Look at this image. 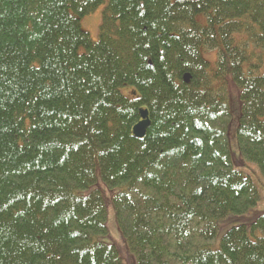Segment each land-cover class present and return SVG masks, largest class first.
<instances>
[{"label":"trees","instance_id":"1","mask_svg":"<svg viewBox=\"0 0 264 264\" xmlns=\"http://www.w3.org/2000/svg\"><path fill=\"white\" fill-rule=\"evenodd\" d=\"M231 91L264 176V0H0V264H124L99 182L134 264H264Z\"/></svg>","mask_w":264,"mask_h":264},{"label":"rangeland","instance_id":"2","mask_svg":"<svg viewBox=\"0 0 264 264\" xmlns=\"http://www.w3.org/2000/svg\"><path fill=\"white\" fill-rule=\"evenodd\" d=\"M103 9L104 7H100L98 8L95 12H93L90 15L85 16L82 19V27L85 31L89 32L91 37L94 40H97L99 38V32H100V25L102 22V13H103ZM215 55L216 53H210V54H206L204 53V57L212 60H215ZM232 86L235 88L236 86L232 83ZM237 89V87H236ZM238 91V89L236 90ZM125 93L131 95L134 94L130 88H127L125 90ZM233 92L231 91V111H232V124H231V128H230V145L231 148L234 152V159L237 162L241 161V156L239 153V149H238V143H237V127H238V123H239V117H240V105H239V93H237V99H238V107L235 101V93L233 94ZM238 164V163H237ZM236 164V165H237ZM239 165V166H238ZM237 166L244 170L245 172H247L252 178L253 180L256 182L260 193H261V200L260 202L257 204V206L253 207L252 209H250V211L245 214V216L240 217L242 222H248L250 221V219H252L253 217H255L258 213H262L264 212V176L262 175V173L260 172V170L258 169L257 166L253 165V164H244L241 162L240 164H238ZM96 187L98 189L101 190V192L103 193V196L105 198L106 201V205L108 208V217H107V225H108V233L106 235H103L100 239L102 241H105L107 243H114L116 245L119 246V249L122 253V256L124 258V264H134V258L133 255L128 251V247L124 241V237L121 234V231L119 230L118 226H117V222H116V215H115V210L112 204V192L109 191L106 186L103 185V183L99 182ZM236 224L240 223V221L235 220L234 221ZM226 228H222L219 234V237L225 232Z\"/></svg>","mask_w":264,"mask_h":264},{"label":"water","instance_id":"3","mask_svg":"<svg viewBox=\"0 0 264 264\" xmlns=\"http://www.w3.org/2000/svg\"><path fill=\"white\" fill-rule=\"evenodd\" d=\"M185 81L190 80V75L186 74L184 76ZM141 120L133 127V134L136 138L142 139L145 137L147 130L151 124V120L149 118V111L148 109H141L140 110Z\"/></svg>","mask_w":264,"mask_h":264}]
</instances>
